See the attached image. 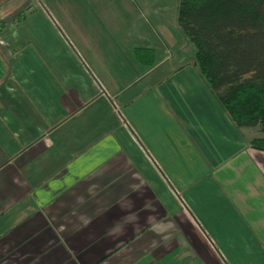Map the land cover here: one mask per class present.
Wrapping results in <instances>:
<instances>
[{"label":"crops","instance_id":"crops-1","mask_svg":"<svg viewBox=\"0 0 264 264\" xmlns=\"http://www.w3.org/2000/svg\"><path fill=\"white\" fill-rule=\"evenodd\" d=\"M44 2L0 43V264H264V152L188 135L172 2Z\"/></svg>","mask_w":264,"mask_h":264},{"label":"trees","instance_id":"trees-1","mask_svg":"<svg viewBox=\"0 0 264 264\" xmlns=\"http://www.w3.org/2000/svg\"><path fill=\"white\" fill-rule=\"evenodd\" d=\"M177 24L196 48L198 75L230 122L264 133V0H179ZM151 53L135 50L148 66ZM4 74L0 58V80ZM249 146L264 152V137Z\"/></svg>","mask_w":264,"mask_h":264},{"label":"rangeland","instance_id":"rangeland-1","mask_svg":"<svg viewBox=\"0 0 264 264\" xmlns=\"http://www.w3.org/2000/svg\"><path fill=\"white\" fill-rule=\"evenodd\" d=\"M170 1L172 2L171 34L174 40L173 59L177 56L176 58H179L183 64L181 68L173 71L165 80L163 87L171 101V105L180 109L182 115L191 123L193 131L187 130L188 135L200 138L206 147L213 153H219L218 155L229 153V146L233 145L236 141L244 142L247 134H252L255 138L264 137V134L260 133L257 127H235L230 122L227 114L221 109L216 98L207 88L202 78H200L196 67L193 65V57L196 51L195 46L186 39L177 24L179 0ZM44 7L49 9L48 4H45L44 0H0V31L3 32V36L0 33V43L4 37L5 30L14 21L20 19V24L23 25L19 26H24L28 21V17L26 16L25 22L22 23V15L26 13L25 10L30 9V11L39 13ZM30 18L29 22L32 23L38 19V15L32 14ZM10 30H13L12 27L8 29V31ZM8 34L10 33H6V36ZM1 51L0 47V58H4L3 51ZM26 51L32 57L33 49H31V52ZM27 59L31 58L28 57ZM3 81L4 79L0 80L1 92L6 88V83ZM5 102L6 98H0V107L3 108L6 105ZM198 129H205V132L202 130L199 132ZM0 149L2 148L0 147Z\"/></svg>","mask_w":264,"mask_h":264}]
</instances>
